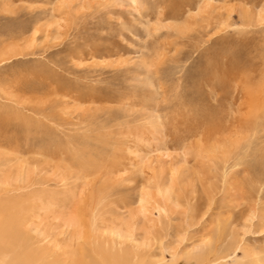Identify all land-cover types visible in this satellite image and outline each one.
<instances>
[{
    "label": "rangeland",
    "instance_id": "374dc122",
    "mask_svg": "<svg viewBox=\"0 0 264 264\" xmlns=\"http://www.w3.org/2000/svg\"><path fill=\"white\" fill-rule=\"evenodd\" d=\"M263 63L264 0H0V186L36 252L264 264Z\"/></svg>",
    "mask_w": 264,
    "mask_h": 264
},
{
    "label": "bare ground",
    "instance_id": "6f19581e",
    "mask_svg": "<svg viewBox=\"0 0 264 264\" xmlns=\"http://www.w3.org/2000/svg\"><path fill=\"white\" fill-rule=\"evenodd\" d=\"M164 5H165V3H164ZM167 6H168V4H167ZM260 47L262 48V46H260ZM263 66L264 65L261 66L260 70H262ZM262 72H264V71H262ZM245 77H247V76H245ZM245 93L248 94V92H245ZM257 98H254L253 96L249 97V99H251L252 103L255 105L257 104V100H258ZM248 103L251 104V101L249 102V100H248ZM246 108H247V106H246ZM3 191H4L3 188L0 186V264H54L48 258V256L46 254H44L43 252L42 253L36 252V249H35L36 247L34 246L33 239L27 234L26 231H24V229H22V227H21L22 226V224H21V220H22V218H21V206H22V204L18 202L19 200H17L15 198L16 196L8 195L7 197H5V195H3V193L6 191H4V192ZM7 191L9 192V190H7ZM15 195H17V194H15ZM259 207H261V205ZM101 255L98 256L99 260H100L99 264H121V261L118 260L119 257L111 258V260L107 263V262H105L107 259L105 260L103 258L104 256L102 255L103 256L102 257ZM71 264H84V262L78 261V260L77 261L73 260ZM196 264H213V261H212V259H209L205 254H203V255H200L198 257V261Z\"/></svg>",
    "mask_w": 264,
    "mask_h": 264
}]
</instances>
